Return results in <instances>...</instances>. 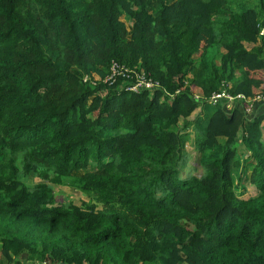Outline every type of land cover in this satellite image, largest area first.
<instances>
[{
    "label": "trees",
    "instance_id": "obj_1",
    "mask_svg": "<svg viewBox=\"0 0 264 264\" xmlns=\"http://www.w3.org/2000/svg\"><path fill=\"white\" fill-rule=\"evenodd\" d=\"M111 60L158 85L108 83ZM221 88L264 93V0H0L8 264H264V112L205 99ZM189 139L199 175L182 174Z\"/></svg>",
    "mask_w": 264,
    "mask_h": 264
},
{
    "label": "rangeland",
    "instance_id": "obj_2",
    "mask_svg": "<svg viewBox=\"0 0 264 264\" xmlns=\"http://www.w3.org/2000/svg\"><path fill=\"white\" fill-rule=\"evenodd\" d=\"M238 2H239V0H229V4L231 6H233L234 8L235 7L238 8ZM217 46H218L217 44H214L212 47H210L205 52V56L195 58V61L197 64H200V62H201L204 65L203 68L205 71H207L209 69V66L212 62V59L216 63L219 62V60H218L219 56L217 55L219 48ZM210 68H211V66H210ZM194 74H196V72H194L193 74H190V78H192L194 76ZM191 135L193 136V131H192ZM242 148L243 147L240 145V149H242ZM186 149L188 150L187 162H186L185 167L183 168L182 174L187 175L189 173V174L199 175L202 172V166L198 162L199 152L194 147V144L191 143V139H189L186 142ZM90 164H92V163H90ZM86 170L98 171V169L94 165H90L89 168L80 169L78 172L83 173ZM32 173H33V175L27 174L26 176L23 177L24 181L27 184H30V186H32V184L36 181L46 180V178H44L40 173H34V172H32ZM233 180L235 182L234 177H233ZM52 183L54 186V192L56 193V198H58L59 200H61L63 198L65 200V204H67L69 202L80 203L81 198L84 197V195L81 192H79L76 188L72 187L71 185H68V184H65L62 182H57V181H52ZM239 184H241V183L239 182ZM248 195H249V191L246 189L243 196L247 197ZM0 248H1V246H0ZM8 263L9 262L6 260V258L0 252V264H8ZM84 264H87V263L85 262ZM156 264H158V263H156Z\"/></svg>",
    "mask_w": 264,
    "mask_h": 264
},
{
    "label": "built area",
    "instance_id": "obj_3",
    "mask_svg": "<svg viewBox=\"0 0 264 264\" xmlns=\"http://www.w3.org/2000/svg\"><path fill=\"white\" fill-rule=\"evenodd\" d=\"M129 74L134 75V80L127 86V88L132 91H138L142 88H153L158 85V82L149 77L144 71L133 70L116 60H111V63L104 75V80L108 83H112L117 76L127 77ZM193 97L199 98L200 96L197 92H195L193 93ZM205 99L211 103H216L219 99H223L224 102H226L227 107H231L234 101L238 100L240 101V104L243 105L246 114L250 113L256 101L264 100V93L255 96H246L245 94L239 92L234 95L224 88H221L219 90L212 91L205 97Z\"/></svg>",
    "mask_w": 264,
    "mask_h": 264
},
{
    "label": "crops",
    "instance_id": "obj_4",
    "mask_svg": "<svg viewBox=\"0 0 264 264\" xmlns=\"http://www.w3.org/2000/svg\"><path fill=\"white\" fill-rule=\"evenodd\" d=\"M263 112H264V100H258V101L255 102V104H254L252 110L250 111V113H246V114L248 116H253V115H257V114L263 113ZM261 126H262V133L264 135V119L262 120ZM12 257H13L12 259L15 260L14 261L15 264H46V263L39 262L37 260H33V259L28 258L26 252L20 253L19 256H15L13 254Z\"/></svg>",
    "mask_w": 264,
    "mask_h": 264
}]
</instances>
